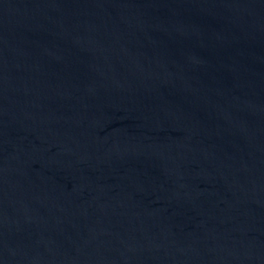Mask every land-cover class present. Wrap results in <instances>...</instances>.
Wrapping results in <instances>:
<instances>
[{"label":"water","instance_id":"95a60500","mask_svg":"<svg viewBox=\"0 0 264 264\" xmlns=\"http://www.w3.org/2000/svg\"><path fill=\"white\" fill-rule=\"evenodd\" d=\"M0 264H264V0H0Z\"/></svg>","mask_w":264,"mask_h":264}]
</instances>
